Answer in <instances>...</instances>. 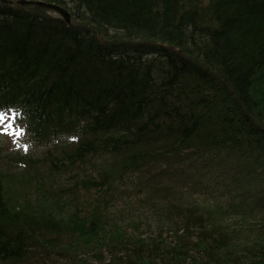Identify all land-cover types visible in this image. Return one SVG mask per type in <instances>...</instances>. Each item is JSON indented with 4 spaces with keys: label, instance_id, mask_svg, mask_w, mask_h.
Returning a JSON list of instances; mask_svg holds the SVG:
<instances>
[{
    "label": "trees",
    "instance_id": "1",
    "mask_svg": "<svg viewBox=\"0 0 264 264\" xmlns=\"http://www.w3.org/2000/svg\"><path fill=\"white\" fill-rule=\"evenodd\" d=\"M45 1L0 2V109L77 139L0 146V264H264V0Z\"/></svg>",
    "mask_w": 264,
    "mask_h": 264
},
{
    "label": "rangeland",
    "instance_id": "2",
    "mask_svg": "<svg viewBox=\"0 0 264 264\" xmlns=\"http://www.w3.org/2000/svg\"><path fill=\"white\" fill-rule=\"evenodd\" d=\"M0 113L3 114V119L0 120L1 144L5 145V148H9V150L18 151L20 153L39 154L42 148L36 147L33 141L28 138L29 134L25 132L23 123L20 122L19 119H16L17 115H10L5 110H0ZM17 130L22 131L18 132Z\"/></svg>",
    "mask_w": 264,
    "mask_h": 264
},
{
    "label": "water",
    "instance_id": "3",
    "mask_svg": "<svg viewBox=\"0 0 264 264\" xmlns=\"http://www.w3.org/2000/svg\"><path fill=\"white\" fill-rule=\"evenodd\" d=\"M39 4L44 5L48 8H51V9H55L60 14H62V16L65 18L66 21H69V14L67 12H65L62 8H60L59 6H56V5L51 4V3H43V2H39Z\"/></svg>",
    "mask_w": 264,
    "mask_h": 264
},
{
    "label": "bare ground",
    "instance_id": "4",
    "mask_svg": "<svg viewBox=\"0 0 264 264\" xmlns=\"http://www.w3.org/2000/svg\"><path fill=\"white\" fill-rule=\"evenodd\" d=\"M117 69H118V66H117ZM133 82H134V80H131V81H130V84H133ZM133 85H134V84H133ZM143 91H144V92H147V90H146L144 87H143Z\"/></svg>",
    "mask_w": 264,
    "mask_h": 264
},
{
    "label": "snow or ice",
    "instance_id": "5",
    "mask_svg": "<svg viewBox=\"0 0 264 264\" xmlns=\"http://www.w3.org/2000/svg\"><path fill=\"white\" fill-rule=\"evenodd\" d=\"M3 119V114L2 113H0V120H2ZM18 132L19 131H22V130H17Z\"/></svg>",
    "mask_w": 264,
    "mask_h": 264
}]
</instances>
